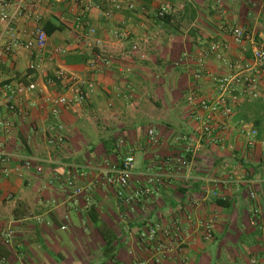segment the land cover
<instances>
[{"label": "crops", "instance_id": "crops-1", "mask_svg": "<svg viewBox=\"0 0 264 264\" xmlns=\"http://www.w3.org/2000/svg\"><path fill=\"white\" fill-rule=\"evenodd\" d=\"M32 1L30 13L16 20L13 37L22 44L47 21L60 29L46 35L38 68H28L32 57L23 47L4 54L0 64V88L33 82L39 90L14 97L26 112L23 117L0 106V120L12 124L5 143L10 173L0 177V229L13 231L11 246L0 248L5 264L142 260L147 253L138 239L140 229L183 219L187 212L213 219V239L203 242L187 228L180 253L158 264H264V101L239 103L218 125L217 141H201L186 167L172 165L166 184L147 201L139 198L123 206L115 188L100 179L105 163L117 167L129 152L134 168L128 193L158 170H167L161 159L180 154L176 139L197 137L187 92L196 90L206 99L215 95L209 77L193 78V58L218 42L227 46L226 62L246 63L248 52L235 46L225 30L242 26L264 45V0H167L168 23L155 16L163 0ZM114 31L125 36H114ZM9 37L4 34L1 43L8 45ZM133 44L138 52L130 51ZM204 69L210 77L232 73L211 56L204 59ZM57 70L81 82L85 100L53 118L44 98L62 93ZM258 91L264 95V75ZM244 126L259 129L251 149ZM50 128L61 136L60 144H46ZM151 131L156 143L148 145ZM25 158L30 161L26 169ZM67 180L80 190L77 195L72 196ZM99 224L114 238L110 256L103 253Z\"/></svg>", "mask_w": 264, "mask_h": 264}, {"label": "built area", "instance_id": "built-area-1", "mask_svg": "<svg viewBox=\"0 0 264 264\" xmlns=\"http://www.w3.org/2000/svg\"><path fill=\"white\" fill-rule=\"evenodd\" d=\"M32 0H0V64L4 54L9 53L13 48L23 47L32 57L30 70L36 69L42 60V53L46 43V34L41 27H34L31 36L25 39L22 44L14 36L13 26L18 18L30 13ZM114 10L119 9V4L112 5ZM126 8L131 9V4H126ZM170 10L167 0H163L162 5L155 12L157 19H162ZM107 15V14H106ZM225 33L231 38V42L240 47L242 52H248L249 59L244 64L230 65L225 61V51L227 46L224 43L212 42L204 50L200 51L193 58L196 69L193 78L199 80L209 77L214 85L215 95L212 99H206L199 95L196 90H189L185 96V102L189 107V114L197 126V137L192 139L189 136H181L176 142L181 143V152L177 157L161 159V165L167 170H158L157 173L146 178L143 187L136 189L133 193L127 192V186L134 168L132 153L129 152L122 158L117 167L104 164L101 172V181L104 185L115 188V196L120 204L127 206L136 202L139 198L144 201L155 195L160 188L166 184L167 178L171 174L168 170L172 165L177 168L186 167L190 159L199 148L201 141L214 144L217 141L216 129L218 125L225 123L232 115L233 109L241 102L261 100L264 95L258 91L259 78L264 75V45L254 42L253 36L242 26H229ZM10 35L8 45L1 43L3 35ZM114 36H125L123 32H113ZM130 51L138 52V48L133 44ZM184 57L186 56L183 54ZM211 56L217 62H222L232 71L231 74L222 77H210L204 69V59ZM96 59L105 66L108 64L106 58L96 55ZM93 62L89 66H93ZM55 80L62 88V93L52 97H45L44 102L49 105L48 114L56 118L61 110H69L79 107L85 100V93L81 89V82L72 76L65 75L61 70L54 74ZM32 91L38 92L33 82L16 84L12 86L5 84L0 88V106L12 116H25L26 112L14 101L15 96H25ZM246 140V146L251 149L255 145L254 138L256 131L252 127H241ZM12 131V124L8 120H0V177H6L10 173V156L6 152V138ZM45 142L49 146L58 145L62 142L61 136L49 129ZM156 143V135L149 132L146 144ZM189 156V159L186 158ZM23 167L30 166L28 159H23ZM16 169V168H15ZM18 170H15L17 172ZM36 171H40L36 168ZM66 185L72 186V181L67 180ZM73 188V186H72ZM80 192L78 188H73L72 196ZM187 228L195 230L203 242H210L213 239V219L211 217L197 219L190 212L185 213L183 219L169 218L165 222L157 221L143 226L138 232V239L144 246L147 258L132 261L125 264H158L160 259L170 256H177L184 244ZM63 229V228H61ZM13 231L11 229H0V248L11 246ZM254 263V261H252ZM0 264H5L4 257L0 255Z\"/></svg>", "mask_w": 264, "mask_h": 264}, {"label": "trees", "instance_id": "trees-1", "mask_svg": "<svg viewBox=\"0 0 264 264\" xmlns=\"http://www.w3.org/2000/svg\"><path fill=\"white\" fill-rule=\"evenodd\" d=\"M169 16L168 15H165L162 19H158L159 21L163 22V23H168L169 22ZM41 29L44 31V33L46 35H49L52 31L54 30H58L60 29V26H56L54 25L53 22L51 21H47L42 27ZM258 132H259V129L258 127L256 126ZM256 131V133H258ZM256 137H257V134H256ZM215 203L218 204V205H223L224 206V203L222 201H220L219 199L215 200ZM97 227V226H96ZM100 235H101V238H102V241H103V253L105 254V256H110V252H111V249H112V242L114 240L113 236H112V233L110 231H108L105 227H103L102 225L99 224V228L97 227Z\"/></svg>", "mask_w": 264, "mask_h": 264}, {"label": "rangeland", "instance_id": "rangeland-1", "mask_svg": "<svg viewBox=\"0 0 264 264\" xmlns=\"http://www.w3.org/2000/svg\"><path fill=\"white\" fill-rule=\"evenodd\" d=\"M249 102V101H248ZM256 131V130H255Z\"/></svg>", "mask_w": 264, "mask_h": 264}]
</instances>
